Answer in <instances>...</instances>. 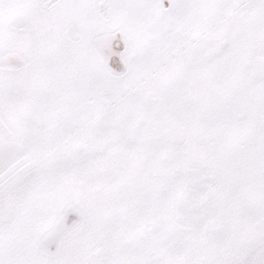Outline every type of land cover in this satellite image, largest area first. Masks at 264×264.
Masks as SVG:
<instances>
[{"label":"snow or ice","instance_id":"snow-or-ice-1","mask_svg":"<svg viewBox=\"0 0 264 264\" xmlns=\"http://www.w3.org/2000/svg\"><path fill=\"white\" fill-rule=\"evenodd\" d=\"M0 264H264V0H0Z\"/></svg>","mask_w":264,"mask_h":264}]
</instances>
